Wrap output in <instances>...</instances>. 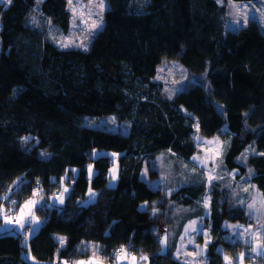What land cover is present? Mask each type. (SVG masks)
I'll return each mask as SVG.
<instances>
[{
  "label": "trees",
  "instance_id": "obj_1",
  "mask_svg": "<svg viewBox=\"0 0 264 264\" xmlns=\"http://www.w3.org/2000/svg\"><path fill=\"white\" fill-rule=\"evenodd\" d=\"M226 2L107 0L104 25L86 49L59 47L45 27L48 20L68 32L66 0L0 4V217L17 222L18 205L35 200L43 220L28 244L15 228L0 230V264H72L89 258L80 250L87 244L105 264L125 256L183 264L175 251L193 218L209 228L204 264H264L253 244L227 239V224L252 220L223 189L212 190L204 214L200 176L163 200L164 191L152 186L158 173L149 159L159 151L194 169L196 125L201 136L224 139L225 169L242 179L250 168L264 199V28L253 18L228 30ZM164 59L179 61L200 81L169 97L156 80ZM113 154L118 175L111 185ZM155 206L162 219L151 214ZM174 206L187 210L177 223V214L166 213Z\"/></svg>",
  "mask_w": 264,
  "mask_h": 264
},
{
  "label": "rangeland",
  "instance_id": "obj_2",
  "mask_svg": "<svg viewBox=\"0 0 264 264\" xmlns=\"http://www.w3.org/2000/svg\"><path fill=\"white\" fill-rule=\"evenodd\" d=\"M223 3V0H218ZM104 8L101 9L98 5L100 0H66L67 9L70 13V27L66 34L62 33L59 29L53 27L48 20L45 22V27L49 36L54 42L62 48L77 47L86 49L91 41V38L100 31L104 25V11L107 8V0H103ZM9 0H0V4L6 5ZM227 9L228 30H236L246 25L250 19H257L261 26L264 28V0L250 1V2H234L227 0L225 3ZM38 21L31 18V22ZM97 27H93V24ZM200 75L187 73V69L183 67L177 60H166L157 67L156 80H158L164 87L165 93L170 97L177 91L183 89L190 82L200 81L197 79ZM204 81V78H201ZM202 84V83H201ZM110 127L117 130H127L125 122L118 121L114 118H106ZM194 141L196 144L197 152L194 155L197 159H193L194 169L191 165L173 152L162 150L156 153L149 159V162L153 169L158 173L157 179L152 183L153 187L164 191V195L161 197L163 200L173 191H176L183 185L191 184V182L197 176L201 177L204 185L206 186V193L200 202V206L204 214H208L209 202L211 199V193L213 189L224 190L225 197L228 202L244 204L248 215L252 222L248 225H242L240 223L227 224L226 228L229 233L227 239L231 241L241 240L245 243H251L252 250L255 253L264 254V247L262 245V239H264V199L262 198L256 187L250 182V174L252 170L248 168L245 178H237L238 172H228L222 163V153L225 145V141L220 136H214L212 138H205L198 134L197 126L195 125ZM246 154V153H245ZM193 157V158H194ZM117 156L113 154V165L109 170V182L114 185L117 180L118 166ZM242 162L246 163L245 155L242 158ZM88 175L90 178L93 176L92 169L89 168ZM141 177L147 180L148 174L146 171H142ZM212 177V179H209ZM43 193V192H41ZM38 194L37 200L42 201L45 198L42 194ZM51 202L55 201L56 196L49 197ZM25 200L18 205L17 211V227H12L11 218H2L0 225H8V229L19 231L21 237H24L25 243L28 242L36 232L39 230L42 224V218L39 217L35 211V205H29L27 208ZM158 201V200H156ZM168 203V199L164 200ZM249 205H252L250 208ZM0 214H3L4 207L1 208ZM23 209V215L21 210ZM194 209L189 212H194ZM173 212V213H171ZM187 212L186 209L174 206L168 208L166 213L177 214L182 216ZM151 214L158 219H162L161 210L158 206L153 207ZM180 219L176 218L175 222ZM19 221V222H18ZM23 224V227H21ZM6 229V228H5ZM173 230V228H172ZM186 231L178 250L179 260L183 264H204L205 263V251L208 242L210 241L209 228L203 218L190 219L184 226L183 232ZM58 240L63 238L62 236H56ZM64 239V238H63ZM28 244V243H27ZM81 252H88V259H80L86 261H94L92 245L87 244L80 248ZM79 260V261H80ZM130 260V261H129ZM78 260L72 262V264H79ZM96 261V260H95ZM95 264H100L98 261ZM115 264H145L141 260L132 258L121 257L118 258ZM255 264H259L256 260Z\"/></svg>",
  "mask_w": 264,
  "mask_h": 264
},
{
  "label": "snow or ice",
  "instance_id": "obj_3",
  "mask_svg": "<svg viewBox=\"0 0 264 264\" xmlns=\"http://www.w3.org/2000/svg\"><path fill=\"white\" fill-rule=\"evenodd\" d=\"M9 2H10V0H9ZM69 3H71V0H69ZM98 6H99L101 9L104 8V2H103V0H100V3H99ZM93 27H97V25L94 23V24H93ZM24 139L27 140L28 138L26 137V138H24ZM193 159H197V158L194 157ZM209 179H212V177H209ZM63 191H64V192H67L68 189L65 188ZM34 194H38V193H34ZM89 195H90V196H94L95 193H92L91 190H90V191H89ZM62 196H63V193H61L60 196L58 197V198H60L61 203H63ZM5 198H7V197H5ZM35 203H37V201H35V200L27 201L26 204H25V207L27 208L29 205H34ZM249 207L251 208L252 205H249ZM0 211H2V209H0ZM21 215H23V209L21 210ZM18 222H19V221H18ZM21 227H23V224H21ZM166 239H167V238L165 237V241H166ZM60 242H61V244H63V242H64V241H63V238H60ZM121 252L123 253L124 250L121 249ZM241 255H242V254H241ZM125 258H126V256H125ZM132 259L135 260V257H133ZM141 259H143V260H147V257L142 256ZM226 259H227V257H226ZM79 264H84V262H79ZM88 264H95V262H94V261H89Z\"/></svg>",
  "mask_w": 264,
  "mask_h": 264
},
{
  "label": "crops",
  "instance_id": "obj_4",
  "mask_svg": "<svg viewBox=\"0 0 264 264\" xmlns=\"http://www.w3.org/2000/svg\"><path fill=\"white\" fill-rule=\"evenodd\" d=\"M1 217H2V215H1ZM1 217H0V221L2 220ZM5 228L8 229V228H9L8 225H3V224L0 225V230L5 229ZM185 234H186V231L182 233V235H181V237H180V240H179V242L177 243V247H176V251H175V255H176L177 258L180 257L179 254H178V250H179L180 243H181V241H182V239H183V237H184ZM25 240H26V239H25ZM29 260H31V259L29 258ZM95 260H96V261H95ZM95 260H94L95 263H97V261H98L100 264H105V263H103V261L100 260V259H95ZM78 261H79V260H78ZM84 261H85V260H80L79 262H84ZM88 262H89V261H86V262H84V264H88ZM54 263H56V264H67V263H65L64 261H61L60 259H56L55 262H50V263H46V264H54ZM227 264H231V263L228 262ZM237 264H246V263L243 262L242 260H240Z\"/></svg>",
  "mask_w": 264,
  "mask_h": 264
},
{
  "label": "built area",
  "instance_id": "obj_5",
  "mask_svg": "<svg viewBox=\"0 0 264 264\" xmlns=\"http://www.w3.org/2000/svg\"><path fill=\"white\" fill-rule=\"evenodd\" d=\"M7 216L9 217V215H7ZM10 218H11L12 227H17L18 225H17L16 219H15V216L12 215V217H10Z\"/></svg>",
  "mask_w": 264,
  "mask_h": 264
}]
</instances>
